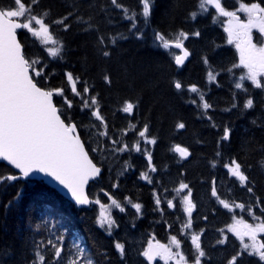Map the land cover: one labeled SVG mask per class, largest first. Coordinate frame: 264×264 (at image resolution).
Segmentation results:
<instances>
[{"label":"trees","instance_id":"16d2710c","mask_svg":"<svg viewBox=\"0 0 264 264\" xmlns=\"http://www.w3.org/2000/svg\"><path fill=\"white\" fill-rule=\"evenodd\" d=\"M24 2L28 5V0ZM68 2L39 0V6L34 11L40 13L50 9L51 18L57 19L71 11L67 7ZM93 2L108 9L107 15L101 13L97 18L100 33L106 37L118 33L127 37L118 39L114 45L107 44L109 57L99 54L96 31L83 33L75 24L68 32H64L62 26H54V34L64 46L61 58L50 57L44 46L27 30L18 31L26 57L39 59L41 63L37 67H44V76L36 78L38 84L46 89H63L64 95L55 96V103L58 108H66L64 97L72 100L73 107L67 109V115L77 122L78 129L81 126L90 128L92 123L98 128L100 125L99 121L91 117L90 110L81 111V98L71 92V84L65 73L72 72L74 77L79 76L77 89L82 92L86 82L91 89L89 95L98 98L101 115L108 124V136H88L85 131H80L92 158L103 170L99 180L92 182L88 189L92 203L79 208L40 179H18L0 186V264H30L34 259V245L46 242L57 232L65 237L66 251L74 241L80 243L94 254L98 264H109V261L110 264H151L142 252L152 236L162 243H167L171 236H177L191 261L194 252L191 240L180 231L181 222L174 208H168L166 204L167 198L173 197V191L181 181L192 189V202L196 205L192 213V230L200 234L201 247L206 252L202 264H227L231 256L241 250L240 242L232 233L224 231L227 241L224 244L217 243L223 239L221 229L232 222L233 212L223 208L218 199L211 195L212 181L216 180L219 186L217 191L222 196L223 192L229 191L244 199L246 204L251 200V203H255L252 198L259 197L261 203L256 212L264 219L260 211L264 207V168L259 164L264 158V127L260 126L264 124V91L255 89L250 81L245 82L248 94L234 88L237 70L232 69L230 73L226 69L237 63L238 53L227 42L222 18L214 20L217 17L214 8L198 14L195 19L191 17L190 13L199 9V0H154L148 22L145 23L143 17L138 16L136 29L131 32V22L124 18L120 9L112 7L110 0ZM118 2L132 11L142 12L140 0ZM87 3L89 0H82V4ZM223 3L227 7L235 5L234 0H224ZM261 3L264 4V0ZM0 7L7 9L15 5L13 0H0ZM80 10L87 15L86 8L81 7ZM180 30L189 33L184 45L191 55L178 68L173 56L178 50L158 47L154 34L160 32L166 38H173ZM195 31L200 32L199 37L191 35ZM139 33L143 35L137 39ZM255 36L257 38L258 32ZM205 56L211 66L220 72L217 76L218 86L207 81L208 66L203 63ZM106 74L111 79L110 84L103 79ZM175 80H180L184 85L182 91L175 89ZM192 84L197 85L205 94V100L213 106L206 113L198 107V94L188 91ZM250 97L255 107L242 110L244 102ZM192 100L197 103L193 104ZM125 101L138 102L132 115L121 111ZM233 103L238 107L232 108ZM253 120L257 123L253 124ZM145 123L149 125V138L157 141L155 145H145L141 141V148L147 147L152 152V164L157 169L156 172H149L152 183L140 178L141 173L149 171L143 152L134 149L125 152L114 150L125 143L131 149L140 139L138 132ZM178 123H184L185 127L178 129ZM130 125L136 127L125 134L124 130L129 129ZM225 127L233 130L229 141H221ZM112 140L119 143L113 145ZM176 145L187 148L190 156L181 159L179 153L173 151ZM97 147L101 150H91ZM217 152L222 156L217 157ZM232 157L242 165L250 166L245 174L249 176L253 193H248L246 188L237 184V179L230 177L222 166ZM213 161H216V167L212 166ZM112 163L123 164L129 171L127 176L119 179L116 195L138 200L143 207V216L135 226L120 223L123 228L109 236L97 223L95 199L98 190L110 188L109 178L104 177L108 165ZM16 173L5 163H0V175ZM18 191L21 192V198L6 208L5 205ZM156 195L161 199L159 206L155 203ZM37 225H40L39 229ZM262 238L264 240V235ZM115 241L125 244L126 255L123 260L114 248ZM105 252L108 260L103 255ZM154 264H161L160 260ZM239 264L264 262H260L255 255L244 253L239 258Z\"/></svg>","mask_w":264,"mask_h":264},{"label":"snow or ice","instance_id":"6c2138e0","mask_svg":"<svg viewBox=\"0 0 264 264\" xmlns=\"http://www.w3.org/2000/svg\"><path fill=\"white\" fill-rule=\"evenodd\" d=\"M14 8L0 7V158L8 162L19 170L18 174H9L7 176L0 175V186L7 184L9 181H17L21 178H29L30 176L42 173L52 177L58 181L65 189H67L74 198L76 204L86 205L91 201L85 194V185L89 179L96 178L101 174V168L93 163L89 158L88 151L85 150V142L82 141L80 131L83 130L88 136L107 137L108 124L101 115L100 104L97 96L89 95L91 89L86 82L82 88V92L77 89V83L80 77L73 76L72 72H66L67 81L71 84V92L75 97H80L82 101L81 111L88 109L91 111V117L99 121L98 128L95 123H92L90 128L81 126L78 129L77 122L73 121L67 115V109L73 107L72 100L64 97V105L66 108H58L53 101L54 96H63L62 88H53L46 90L44 87L38 86L36 78L44 76V67H37L41 63L39 59L27 58L23 45L17 38V30H27L28 33L42 41L44 46H47V53L50 57L61 58L63 54V43L54 34V26H62L64 32H68L73 24L80 27L83 33L91 31L97 32V47L98 52L103 57H109L110 52L106 50L107 44H116L118 39H126L123 34H116L106 37L101 34L97 26V18L101 13L107 15L108 9L98 2L89 0V3L82 4V0H69L67 7L71 8L64 15L57 19L51 18V10H42L40 13H35V7L39 6V0H28V5L24 0H13ZM112 7L118 8L123 12L125 19L132 24V29H136V19L142 16L144 22L147 23L150 19L151 9L154 7V0H140L142 4V12L137 13L124 7L118 0H110ZM211 6L218 14L214 20L219 17H227L225 31L227 32L228 44H234L239 53V63L234 64L232 68L226 69L232 72V69L241 68L243 74L238 80L234 81V88L248 94L249 89L245 87V81H251L255 89L264 91V6L261 0H254L251 3H241L238 11L247 14L246 20H241L237 15V11H228L223 3V0H199L200 12L190 13L193 19L198 14L207 13L208 7ZM81 7L87 9V15L81 12ZM253 29L258 32L257 42H254ZM142 33L137 34V39L142 38ZM155 42L158 47L165 50L178 49L180 54H174V61L178 68L185 64L191 53L184 46V42L189 39V33L180 30L173 38H166L163 33L156 32ZM194 37H199L200 32L191 33ZM203 63L208 66L207 81L209 84L217 83V72L209 63L207 56L203 57ZM108 84L111 83L110 77L106 74L103 77ZM174 87L178 91H182L184 85L180 80L174 81ZM188 91L198 94L200 104L206 113L213 106L205 100V94L200 91L197 85L192 84L188 87ZM234 93V99H235ZM87 96V98H85ZM196 104V100L191 101ZM138 107V102L125 101L121 111L132 115L134 109ZM238 105L233 103L232 108ZM255 107L254 100L250 97L244 104L242 110L253 109ZM230 111L231 109H226ZM63 117V118H62ZM211 120V117H208ZM68 121L67 123L65 121ZM253 124L257 122L252 121ZM215 127V125H213ZM260 126L264 127V124ZM135 125H130L129 129H125L124 133L131 129H135ZM178 129L185 127L184 123H178ZM103 129V130H100ZM95 130V131H93ZM232 129L224 128L221 141H229L231 138ZM149 125L145 123L142 130H139L138 136L140 139L136 141L131 149L128 144H123L122 147H116L117 152H125L134 149L136 152H143L146 155L149 172H156V167L152 164V152L147 148H141V141L145 145H155V138H149ZM111 143L116 145L117 140H112ZM93 152L100 151L101 148L91 149ZM264 150V149H262ZM173 151L179 153L181 159L187 158L190 153L187 148L176 145ZM217 157H221L220 152L216 153ZM259 164L264 168V158L259 161ZM212 166L216 167V161L212 162ZM230 177H235L240 186L246 188L248 193H253V187L249 186L251 181L249 176L245 174L250 166L242 165L235 157L229 159L228 162L222 165ZM123 174V173H121ZM141 179L152 183V179L148 172L141 173ZM117 187V185H113ZM187 190L185 195L182 193ZM176 197L173 200L180 198L183 204V211L187 214L186 222L181 226L180 231L191 230L193 226L192 213L196 205L191 200L192 189L187 183L181 181L177 188L174 189ZM211 195L219 200L223 208L232 211L233 208L240 209L242 212H247L254 220L259 221L256 224L247 223L244 219H236L233 217V223L227 226V230L234 233L241 241V250L232 255L227 264H239V258L244 253L255 255L260 262H264V240H260L259 234L264 233V219L255 215L252 204L249 203H232L221 199L217 191L216 180L212 181ZM21 198V192H17L16 196L8 201L6 208L13 206L15 202ZM111 205L119 209L120 212L125 211V207L116 199L109 197ZM255 205L259 206L261 201L259 197H253ZM125 200L131 204V207L137 213L141 212L142 205L140 203L132 204L128 197ZM173 200H167L168 208H175ZM99 204L100 201L96 200ZM157 206L161 204V199L157 195L155 198ZM105 207V206H102ZM264 214V207L260 208ZM205 219H207L205 217ZM98 225L103 228L109 236L113 234V229L118 227L116 221L102 211L97 217ZM40 225H37L39 229ZM171 227V226H169ZM203 232V230H201ZM224 233V229H221ZM191 245L194 252L191 254L192 259L185 256L181 248V240L177 236L171 237V244L175 246L177 251H173L172 247L167 245L149 243L148 248L142 252V255L148 261H153L156 257L168 260H175V264H202V257L206 256V252L201 247L200 234L190 232ZM248 237L249 242L245 243L244 238ZM228 237L225 234L223 239L217 241L219 244H224ZM65 237L59 232L53 233L51 238L34 245V259L30 264H98L94 258V254L89 252L80 243L73 242L71 247L66 251L64 245ZM114 248L121 260L125 258V244L120 241L114 242ZM47 253V255L45 254ZM105 260H108V254L103 253ZM110 264V261H109Z\"/></svg>","mask_w":264,"mask_h":264},{"label":"rangeland","instance_id":"374dc122","mask_svg":"<svg viewBox=\"0 0 264 264\" xmlns=\"http://www.w3.org/2000/svg\"><path fill=\"white\" fill-rule=\"evenodd\" d=\"M223 2H224V0H223ZM241 3H246V2H241V1H235L234 0V7H227V6H225V8L228 10V11H237V15L240 17V19L241 20H246L247 19V14L246 13H244V12H241V11H238V9H239V6H240V4ZM262 6H264V4H262ZM210 8H212L211 6H209L208 7V10L210 9ZM197 12H200V9H198V11ZM203 14V13H202ZM218 15V14H217ZM222 18V19H221ZM221 19V22H222V24H223V28L225 29V27H226V23H227V17H219V20ZM256 32H257V30L256 29H253V37H254V42H257V40H256V36H255V34H256ZM227 33V32H226ZM36 39V38H35ZM42 46H44L43 45V43H42V41H40V40H38V39H36ZM232 46H234V48H235V45L234 44H231ZM44 48H45V50L47 49V46H44ZM236 49V48H235ZM47 51V50H46ZM237 51V50H236ZM237 53H238V51H237ZM48 54V53H47ZM177 55H178V53H177ZM53 58V57H52ZM239 63V53H238V60H237V63L236 64H238ZM235 70H237V74L235 75V77L234 78H236V80H238V78H239V76L240 75H242L243 74V71H245V70H243V69H241V68H235ZM235 80V81H236ZM246 82V81H245ZM129 171H128V169H127V167L125 166V165H123V164H119V163H112V164H110V165H108V171H107V173H106V175H105V177L104 178H109V180H110V188L109 189H100V190H98L97 192H96V199H95V201L96 200H99L100 201V203L99 204H97V203H95L96 205H97V208H98V216L100 215V213L102 212V211H105L108 215H110L115 221H116V224L118 225V227H116V228H114L113 229V234H114V232L117 230V229H120V228H123V226L120 224V223H124V222H126V223H130V225H132V226H135V224H137V221H139V219L143 216V211H142V209H143V207L141 208V212L140 213H137L136 212V210L134 209V208H132L131 207V204H129L128 203V201L127 200H125V197H122L121 196V194H118V195H116L117 193L115 192L116 190H118V187L120 186L119 185V179L121 178V177H124V176H127V173H128ZM146 172H148V174H149V171H146ZM121 173H123V174H121ZM141 176V175H140ZM103 178V179H104ZM152 179V178H151ZM143 180V179H142ZM144 181V180H143ZM236 183L238 184L239 182H238V180H236ZM113 185H117V187H113ZM216 187H217V189L219 188V186L216 184ZM228 190H230L229 188H228ZM187 193V190H185V192L184 193H182L181 194V196L182 195H185ZM192 195L193 194H191V200H192ZM220 195V198L221 199H225V200H227L230 204H232V203H244L245 201H244V199H241L239 196H237V195H233V194H231L229 191H227L226 193H224L223 192V196H222V194H219ZM105 196V197H104ZM117 196H119V197H117ZM157 196V195H156ZM173 197H171V198H167V200H173V198L174 197H176V193H175V191H173V195H172ZM109 197H112V198H114V199H116L117 201H119L120 203H121V205L122 206H124L125 207V211L124 212H120L119 211V209H116V208H114L112 205H111V200L109 199ZM130 200H131V203L132 204H135V203H140L138 200H136L135 201V199H132V198H130V197H128ZM156 198V197H155ZM166 200V201H167ZM219 201V200H218ZM173 202H174V204L178 207V208H174V213L175 214H177V216H178V218L180 219V222H181V225L180 226H182L185 222H186V220H187V214L183 211V204H182V201H181V199L180 198H177V199H175V200H173ZM252 202V200L249 202V203H251ZM247 203V202H246ZM245 203V204H246ZM179 204V205H178ZM252 204V207H253V211L255 212V215L256 216H259L258 214H257V212H256V209H257V206L255 205V203H251ZM246 205H248V204H246ZM102 206H105V207H102ZM259 207H260V205H259ZM232 212H233V217H235L236 219H244L247 223H251V224H256V223H258L259 221H257V220H254L247 212H242L240 209H236V208H233V210H232ZM260 217V216H259ZM233 223V220H232V222L230 223V224H232ZM229 224V225H230ZM228 226V225H227ZM227 226L224 228V231H227L228 232V230H227ZM192 229H193V226H192ZM185 230L184 232H183V234L184 235H186L187 237H189L190 238V235H189V233L190 232H194L193 230ZM195 233H197V232H195ZM231 233V232H230ZM198 234V233H197ZM237 239H238V241L240 242V248H241V241H240V239H239V237H237L234 233H232ZM224 235H225V233H223V237H224ZM264 234L262 233V234H259V239L260 240H263V238H262V236H263ZM172 237V236H171ZM171 237L169 238V240H168V242L165 244V245H167V246H169V247H172V249H173V251H177V249L175 248V246L174 245H172L171 244ZM152 238H154L155 240H156V238L155 237H153L152 236ZM135 240H136V238H135ZM244 242L245 243H248L249 242V239H248V237H245L244 238ZM149 243V242H148ZM148 248V244H147V246L144 248V251L146 250ZM179 251H182L184 254H185V256L188 258V256H187V254L182 250V247L179 249ZM195 251V250H194ZM202 259V258H201ZM157 260H160V263L161 264H175V260H168L167 262L164 260V259H161V258H159V259H157ZM152 264V263H151ZM154 264V263H153Z\"/></svg>","mask_w":264,"mask_h":264},{"label":"water","instance_id":"95a60500","mask_svg":"<svg viewBox=\"0 0 264 264\" xmlns=\"http://www.w3.org/2000/svg\"><path fill=\"white\" fill-rule=\"evenodd\" d=\"M18 31H19V30H17V38H18V40L20 41ZM20 42H21V41H20ZM21 44H22V43H21ZM22 45H23V44H22ZM184 46H185V45H184ZM185 47H186V46H185ZM186 48H187V47H186ZM187 49H188V48H187ZM177 50H178V49H177ZM23 51H24V48H23ZM178 51H179L178 54H180V50H178ZM187 60H188V59H187ZM187 60H186V61H187ZM186 61H185V62H186ZM38 86H40V85L38 84ZM40 87H42V86H40ZM45 89H46V88H45ZM46 90H50V89H46ZM53 101H54V103H55V97H53ZM55 104H56V103H55ZM56 106H57V105H56ZM57 107H58V106H57ZM62 118H63V117H62ZM65 122H66V121H65ZM66 123H67V122H66ZM81 139H82V137H81ZM82 141H83V139H82ZM181 147H183V146H181ZM184 148H185V147H184ZM85 150L88 151L86 145H85ZM188 151H189V150H188ZM88 153H89V158L93 160V163L96 164L97 167H100V168H101V166H99V165L94 161V159L92 158V156H91V154H90L89 151H88ZM189 153H190V151H189ZM189 156H190V155H189ZM189 156H188V157H189ZM1 162H2V163H5V164L8 165L9 167H11L14 171L17 172V174L19 173V170H18V169H15L14 166L10 165L8 162L3 161L2 158H0V163H1ZM102 171H103V170H102V168H101V174H102ZM101 174H100L98 177H96V178H91V179H89L88 183L85 185V188H84V190H85V194L88 196L89 200L91 201L89 204H86V205H78V204H76L74 198L71 196V193H70L67 189H65L62 185H60L58 181H55L52 177H50V176H46L45 174L37 173V174H34V175L30 176L29 178H21V180H27V179H40V180H43V181H44L45 183H47L49 186L55 188L60 194H62L64 197H66L68 200H70V201H71L73 204H75L77 207H79V208H83V207H88V206L92 203V199H91V197H90V195H89V193H88V189H89L90 184H91L93 181H95V180H97V179L100 178ZM151 244L156 245L157 243L152 241ZM153 261H154V260H153ZM153 261H150V262H153Z\"/></svg>","mask_w":264,"mask_h":264},{"label":"flooded vegetation","instance_id":"af4514ba","mask_svg":"<svg viewBox=\"0 0 264 264\" xmlns=\"http://www.w3.org/2000/svg\"><path fill=\"white\" fill-rule=\"evenodd\" d=\"M152 241H153V242L155 241V242H157V244H160V245H165V244H166V243H162V242H160L159 240H155V239H153V238L150 239L149 243H151ZM149 243H148V245H149ZM181 247H182V246H181ZM182 250H183V249H182ZM159 258H160V257H156V259H155L153 262H150V261H149V262H150V263H154V262H156L157 259H159Z\"/></svg>","mask_w":264,"mask_h":264},{"label":"bare ground","instance_id":"6f19581e","mask_svg":"<svg viewBox=\"0 0 264 264\" xmlns=\"http://www.w3.org/2000/svg\"><path fill=\"white\" fill-rule=\"evenodd\" d=\"M147 234V233H146ZM134 247V246H133ZM136 258V257H135Z\"/></svg>","mask_w":264,"mask_h":264}]
</instances>
